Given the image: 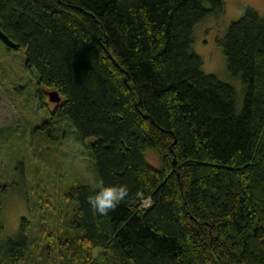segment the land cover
I'll use <instances>...</instances> for the list:
<instances>
[{"label": "trees", "instance_id": "obj_1", "mask_svg": "<svg viewBox=\"0 0 264 264\" xmlns=\"http://www.w3.org/2000/svg\"><path fill=\"white\" fill-rule=\"evenodd\" d=\"M224 7L0 0V29L38 73L47 112L33 150L58 144L57 122L69 119L95 157L97 182L129 189L102 216L88 203L94 184L75 177L60 186L66 205L54 226L37 235L21 215L4 235L2 196L20 181L0 182V264H264V14L245 5L218 40L244 89L239 108L235 86L205 72L192 48L196 25ZM48 90L61 96L53 107Z\"/></svg>", "mask_w": 264, "mask_h": 264}, {"label": "rangeland", "instance_id": "obj_2", "mask_svg": "<svg viewBox=\"0 0 264 264\" xmlns=\"http://www.w3.org/2000/svg\"><path fill=\"white\" fill-rule=\"evenodd\" d=\"M224 2L223 12L218 16H209L196 25L192 48L201 56L205 72L214 73L235 86L237 106L240 108L244 89L240 78L229 74L218 40L225 35L229 23L244 14L245 5H252L262 16L264 0ZM25 64L24 52L8 49L0 41V128L5 129L3 133L0 131V182L16 178L20 181L16 186L18 189L8 190L2 196L4 235L18 229L21 215L31 216L34 232L40 235L41 225L54 226L59 220L58 212L66 205L60 191L62 183L80 176L91 184L97 182L95 157L69 119L63 118L57 122L60 128L55 134L58 144H43L41 148L33 150L35 124L43 122L47 112L40 104L38 73L34 68L28 69ZM48 105L53 107V104ZM63 130L64 133H61ZM144 155L154 166L160 165L161 156L156 150L147 149ZM18 159L26 161L25 179H21L20 173L14 169ZM47 199L57 209L39 210L43 203L45 206Z\"/></svg>", "mask_w": 264, "mask_h": 264}, {"label": "clouds", "instance_id": "obj_3", "mask_svg": "<svg viewBox=\"0 0 264 264\" xmlns=\"http://www.w3.org/2000/svg\"><path fill=\"white\" fill-rule=\"evenodd\" d=\"M94 195H89L88 203L93 211L99 215L106 216L115 211L118 205L125 201L129 195L126 185H105L101 180L93 185Z\"/></svg>", "mask_w": 264, "mask_h": 264}, {"label": "water", "instance_id": "obj_4", "mask_svg": "<svg viewBox=\"0 0 264 264\" xmlns=\"http://www.w3.org/2000/svg\"><path fill=\"white\" fill-rule=\"evenodd\" d=\"M0 39L10 48H17V43L15 41H12L11 38H9L3 30L0 29ZM47 94H49V101L51 102H60L61 96L58 94L57 90H48Z\"/></svg>", "mask_w": 264, "mask_h": 264}, {"label": "flooded vegetation", "instance_id": "obj_5", "mask_svg": "<svg viewBox=\"0 0 264 264\" xmlns=\"http://www.w3.org/2000/svg\"><path fill=\"white\" fill-rule=\"evenodd\" d=\"M49 104H53V106H54V103H52L51 101H49Z\"/></svg>", "mask_w": 264, "mask_h": 264}]
</instances>
